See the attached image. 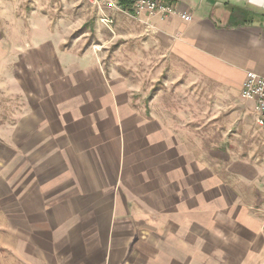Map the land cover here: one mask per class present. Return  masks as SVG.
I'll use <instances>...</instances> for the list:
<instances>
[{
  "label": "rangeland",
  "instance_id": "1",
  "mask_svg": "<svg viewBox=\"0 0 264 264\" xmlns=\"http://www.w3.org/2000/svg\"><path fill=\"white\" fill-rule=\"evenodd\" d=\"M101 16L90 0H0V264H30L31 251L34 258H46L35 244L18 242L29 237L13 209L14 202L21 207L22 193L34 186V178L60 165L45 147L54 143L50 132L53 139L59 135L63 121L55 116L57 111H75L85 118L78 127H85L88 137L91 130L102 132L110 169L124 145L135 153L140 144L159 141L158 150H167L165 164L149 171L155 177L144 190L160 194L170 192L167 187L177 189L176 184L166 185L165 177L180 176L172 173L178 161L193 171L190 180L197 185L195 191L190 188L192 197L210 188L212 203L190 214L198 227L176 218L179 225L171 231L184 239L186 227L195 230L193 264H264V126L256 124L251 102L240 93L234 101L211 97L203 84L181 79L180 66L151 37L142 40L138 14H119L111 23ZM96 68L105 79L104 88L91 79ZM175 75L180 83L170 81ZM111 92L121 99L109 98ZM98 93L101 97L93 98ZM52 99L60 102L51 104ZM148 99L155 100L151 110ZM164 102L180 110H160ZM169 143L180 150L179 160L173 159ZM145 167L137 164L129 175L144 176ZM90 184L100 186L97 179ZM132 184L140 190L137 181ZM104 196L93 198L100 202ZM130 215L132 243L158 244L162 219L139 202H133ZM126 242L112 245L118 260ZM143 252L132 263L123 256L120 264H144Z\"/></svg>",
  "mask_w": 264,
  "mask_h": 264
},
{
  "label": "crops",
  "instance_id": "2",
  "mask_svg": "<svg viewBox=\"0 0 264 264\" xmlns=\"http://www.w3.org/2000/svg\"><path fill=\"white\" fill-rule=\"evenodd\" d=\"M164 1L179 12H185L190 20L186 21L180 15L139 14L142 40L145 36L151 37L157 48L180 66L181 79L193 86L203 84L211 97L215 95L234 101L242 89L246 71L264 75V0ZM91 79L104 88L105 79L99 69ZM178 80L176 75L170 78L173 83H180ZM175 88L173 85L172 91ZM100 97L99 93L93 96L96 99ZM108 97L121 99L113 92ZM56 101L52 99L51 104L58 105L60 101ZM154 101L147 100L149 110ZM114 102L110 103L109 109L114 110ZM98 103L97 108H101V100ZM163 104L160 110H180L179 107L168 106V102ZM155 110L159 109L156 107ZM55 116L63 121L60 122L59 135L53 139L50 132L48 137L54 143L49 145L45 141L44 144L60 165L44 174H36L34 186L22 193L24 202L20 208L17 202L13 203V214L15 217L20 215L26 227L23 234L29 237L18 242L29 247L35 244V250L46 255V258L37 259L31 251L30 264L33 259L37 264H120L123 256L132 263L140 251L145 253L144 264L150 261L155 264H193L195 260L191 252L197 241L195 230L186 227V233H182L184 239L171 231L179 225L176 218H184L188 226L198 227L196 222H191L190 214L202 211L204 204L212 203L210 188L205 187L194 193L195 198L192 197L189 192L197 185L190 180L193 171H186L178 161L171 172L180 173V176L165 177L166 185L176 184L177 189L167 187L170 192L160 194L152 192L153 188L144 190L145 184L149 185L155 177L149 171L158 170L159 165L165 164L167 150H158L156 145L159 141L151 140L149 143L156 144H148L147 147L140 144L135 153L127 144L124 145L116 159V167L110 169L108 156L103 150L106 139L101 131L95 133L90 128L93 135H84L85 127L78 126L85 118L79 117L75 111H65V114L57 111ZM163 130L170 132L164 124ZM169 147L173 159L179 160L180 150L173 143H169ZM137 164H145L144 176L141 172L136 176L129 175ZM92 179H97L100 186H91ZM132 180L141 185L140 190L133 187ZM205 185L210 186L207 182ZM101 193L105 196L96 202L93 196ZM133 202L143 204L148 213L157 214L164 222L163 234L156 237L158 244L146 245L145 240L138 241L136 245L132 243L134 222L130 208ZM39 204L41 208H38ZM120 239L127 242L118 260L112 245ZM164 244L171 248L170 252Z\"/></svg>",
  "mask_w": 264,
  "mask_h": 264
},
{
  "label": "built area",
  "instance_id": "3",
  "mask_svg": "<svg viewBox=\"0 0 264 264\" xmlns=\"http://www.w3.org/2000/svg\"><path fill=\"white\" fill-rule=\"evenodd\" d=\"M101 12V21L111 23L117 14H148L167 17L180 15L190 20L185 12L181 13L172 4L164 0H90ZM105 11H108L105 12ZM240 95L253 103V114L258 126H264V75L246 71Z\"/></svg>",
  "mask_w": 264,
  "mask_h": 264
},
{
  "label": "trees",
  "instance_id": "4",
  "mask_svg": "<svg viewBox=\"0 0 264 264\" xmlns=\"http://www.w3.org/2000/svg\"><path fill=\"white\" fill-rule=\"evenodd\" d=\"M9 207V206H8Z\"/></svg>",
  "mask_w": 264,
  "mask_h": 264
}]
</instances>
